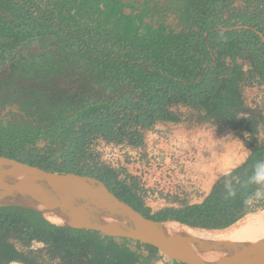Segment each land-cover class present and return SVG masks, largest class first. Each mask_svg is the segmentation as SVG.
Masks as SVG:
<instances>
[{
	"label": "trees",
	"instance_id": "1",
	"mask_svg": "<svg viewBox=\"0 0 264 264\" xmlns=\"http://www.w3.org/2000/svg\"><path fill=\"white\" fill-rule=\"evenodd\" d=\"M226 2L169 0L168 10L175 14L180 30L171 28L166 32L159 25L147 32L138 16L134 20L118 17L111 22L109 18L101 19L102 12L92 8L83 11L77 7L71 13L70 0H56L51 10L46 3L33 10V0H0V39L11 47L30 42H40L42 46L38 52L19 55L20 69L10 71L9 76L33 78L36 83L29 87L33 94L61 102L63 110L76 108L74 117L52 133V145L40 149L35 146L37 130L0 123V156L8 154L6 157L59 174L74 172L96 177L119 200L151 220L222 229L253 212L247 211L246 205L255 190L257 167L264 154V144L257 140L263 119L256 114L241 115L239 110L244 107L243 86L253 85L255 79L261 82L264 43L257 33L264 37V31L251 24L221 20ZM235 26L249 29L223 30ZM8 54L0 50V66ZM239 55L249 56L251 69L247 72L234 61ZM225 58L231 60V65ZM70 75L75 78V89L62 94L63 88L56 85H68ZM76 90H80L78 97ZM175 104L203 111L221 129L246 133L245 146L251 153L245 164L254 169H235L232 174L237 179L228 185L217 183L199 205L153 218L111 171L87 169L81 160L91 136L102 135L109 141L127 139L137 144L136 128L169 121V108ZM7 238L24 247L42 243L49 259L58 264L137 262V256L128 248L107 242L110 237L58 226L41 213L22 207L0 208V264H8L15 256ZM145 247L152 257L159 253Z\"/></svg>",
	"mask_w": 264,
	"mask_h": 264
},
{
	"label": "water",
	"instance_id": "2",
	"mask_svg": "<svg viewBox=\"0 0 264 264\" xmlns=\"http://www.w3.org/2000/svg\"><path fill=\"white\" fill-rule=\"evenodd\" d=\"M238 29L249 27L223 30ZM257 34L264 43L262 34ZM3 207L31 209L44 218L45 215L56 218L60 226L136 241L183 264H264V238L253 244L209 242L169 228L168 221L144 217L96 177L74 172L59 174L0 156V208ZM233 247L240 249L227 251Z\"/></svg>",
	"mask_w": 264,
	"mask_h": 264
},
{
	"label": "rangeland",
	"instance_id": "3",
	"mask_svg": "<svg viewBox=\"0 0 264 264\" xmlns=\"http://www.w3.org/2000/svg\"><path fill=\"white\" fill-rule=\"evenodd\" d=\"M33 10H36L39 5L48 4L49 10L54 8V2L56 0H33ZM70 7H72L73 11L71 13H75L77 7H81L82 10L88 11L86 8L96 9L98 12H102L101 19L109 18L111 22L114 19L121 17L124 20V14L120 13L125 11L138 14L137 16L142 19H147L148 23H152L153 20L157 16L156 13H161L162 19L164 21L169 17L167 15L169 11L168 9V1L169 0H147V5L145 6L146 10L144 9L143 13H136L139 11L140 6L138 3V7L134 5H125L124 0L120 2V0H70ZM43 3V4H42ZM128 8V9H127ZM130 9V10H129ZM84 11V10H83ZM82 12V11H81ZM173 12V11H172ZM127 15V14H126ZM131 18L135 16L127 15ZM174 17V16H172ZM170 18V17H169ZM168 18V19H169ZM221 20L230 21V22H238V25H249L251 24L252 27L255 29H262L264 31V0H227L224 8L222 10ZM215 25V24H213ZM218 25V23H216ZM219 28H222L218 25ZM264 35V34H263ZM71 38V37H69ZM42 49L40 46V42H30L27 46L20 44L15 47H11L9 44L5 43L3 39H0V50H7L8 57L4 60L2 66H0V123L8 124L15 128H33L38 131L35 134L36 143L35 146L39 149L44 145L51 146L52 145V133L58 130V127L61 124L68 122L71 117H74L76 113L75 110L68 107L63 110V105L61 102L57 101L54 102L53 98L44 99L43 95H36L33 94V91L29 90V87L36 83L35 79L33 78H25L22 75L19 77L12 76L10 71H19L20 66L18 62V57L22 53L25 52H38ZM50 51L53 52V48L49 47ZM234 61L241 66V69H246L249 63V56L247 55H240L238 58H234ZM231 65V62H227ZM259 73L261 79L258 82L255 79L254 84L251 86H243V88H250V87H257L263 86L264 87V70H260ZM263 76V77H262ZM68 85H64L59 82L56 86L62 87L63 92H71L74 88L76 83L75 78L73 76H68L66 79V83ZM261 83V84H260ZM42 90L46 91L47 93H51L50 89H45L44 87L41 88ZM95 90V89H94ZM80 90L74 91L75 97H78V93ZM250 94H246L245 98L247 100L246 108L249 109L250 113H257L263 120H264V88L258 90L259 97L252 96ZM95 93H92L91 97H93ZM60 95V94H59ZM135 103L138 100L134 99ZM191 117L195 118H202L204 117L203 111H195L191 112ZM231 136H235L240 140H243L244 143L248 140V135L246 133L235 132L230 134ZM257 140L259 144H264V121L261 125H259V130L257 133ZM18 146V145H17ZM0 147H3L0 144ZM8 147V146H7ZM237 147L242 148L233 143H228L226 146V150L223 151L220 149L215 152L218 156L216 163L224 164L225 161L228 160L227 155L230 150H234ZM243 149V148H242ZM25 150H29L28 147ZM249 150V149H248ZM62 151V149H60ZM244 152V150H243ZM244 154V153H243ZM8 154H6L7 156ZM5 156V157H6ZM15 156V155H13ZM9 158V157H8ZM227 158V159H226ZM226 159V160H225ZM225 160V161H224ZM216 165V164H215ZM221 167V166H220ZM224 167V166H223ZM219 168L220 169H223ZM231 169V168H230ZM229 170V169H228ZM227 171V170H224ZM184 202V201H183ZM184 205V204H183ZM261 212L264 210H260ZM258 211V212H260ZM257 212V211H254ZM252 212V213H254ZM163 215L154 216L153 218H162ZM6 243L11 245L15 251V256L8 261V264H58L57 260H50L45 252V246L39 245L37 242H32L27 247H24L19 241L7 238ZM128 243V242H127ZM135 245L137 247H145L143 244L139 242ZM146 250L145 248H143ZM135 253V252H133ZM136 255V253H135ZM137 256V255H136ZM168 261L169 259L165 257ZM143 264H155L153 259L142 260ZM139 263L138 256L137 262L134 264ZM178 263V262H177Z\"/></svg>",
	"mask_w": 264,
	"mask_h": 264
},
{
	"label": "built area",
	"instance_id": "4",
	"mask_svg": "<svg viewBox=\"0 0 264 264\" xmlns=\"http://www.w3.org/2000/svg\"><path fill=\"white\" fill-rule=\"evenodd\" d=\"M136 129L137 144L127 139L109 141L102 135L91 136L81 164L91 170L111 171L116 181L127 186L145 207L180 203L186 188L193 185V151L185 148L172 131ZM247 209L264 210V169L259 172Z\"/></svg>",
	"mask_w": 264,
	"mask_h": 264
},
{
	"label": "crops",
	"instance_id": "5",
	"mask_svg": "<svg viewBox=\"0 0 264 264\" xmlns=\"http://www.w3.org/2000/svg\"><path fill=\"white\" fill-rule=\"evenodd\" d=\"M120 2L123 1L120 0ZM124 2L123 3L125 5H131V6L134 5L135 7H138V3H139L141 9H139V11L136 13H140V14L144 12V9L146 8L145 6L147 5V0H124ZM125 9L126 8H124L123 12L120 13V16H122L121 14H124V20L127 17L131 18L130 16H127L128 14L135 16V18L137 17L138 14L135 15V13H131V12L127 13ZM167 11H169V13L167 14L170 17V18L168 17L169 19L167 18L164 21V19H162L161 17L162 14L156 13L155 15L160 16V18L156 17L153 20V22L150 24L147 22L148 21L147 19H142L140 16V19L143 23L142 26L143 30L147 31L149 30V28L156 29L158 28L159 25H162L165 28L166 32L168 29L171 28H173L175 32L179 31L180 27H178L177 25L178 21L175 17V14L171 10L167 9ZM135 18L132 17L131 19L134 20ZM234 58H238V56H235ZM225 61L231 62L229 58H225ZM250 69H251L250 64H248L246 69L243 70L247 72ZM262 87L263 86L242 88L241 95L243 97L244 107L239 110L241 115L248 116L251 114L249 109L246 108V104H247V100L245 98L246 94L247 93L250 94L249 92L252 91L251 93L252 96L255 95L259 97L260 95L258 94V90L261 89ZM192 111L193 109L188 108L182 104H175L169 108V116H170L169 121H157L151 127L139 128V130L154 128V129H164V130L172 131L173 133H175L176 137L180 139L184 147L190 151H193L194 154L193 185L191 187L188 186L186 188V190L183 193L182 201H180V203L178 204L175 203L162 207H155V206L145 207L142 205L144 208L148 210L150 216H160L165 212L179 211L189 206L199 205L210 194L213 186H215L217 183L222 182L228 185L231 182H234L237 179V176H234L232 174V172L235 169L244 168L245 172H249L254 169V166L247 167L245 164L251 152L246 148L244 141L240 140L235 136L230 135L232 133H235V131L219 128V125L214 121L212 117H206V116L202 118L191 117ZM230 142L238 146H241L243 148L244 150L243 159L239 164L237 163L231 169L227 171H222V169L219 170V168H222L224 164L222 165L216 163L218 156L215 154V152H217L218 149H220V151L221 150L225 151L227 144ZM227 157L229 158V153ZM230 160L231 162H236L237 158L233 156L230 157ZM229 162H230L229 159L226 160L225 166H227ZM257 168H258L257 174L259 179V172L264 169V154ZM247 211L249 210L247 209ZM106 240L107 242H113L118 246L126 247L131 252H135L136 255L138 256V261H139V263L137 264H143L142 260H147L150 258L155 260L154 261L155 264H175L171 260L167 261L165 257L159 253L155 254L154 257H152L146 247H141V246L137 247L135 245L136 241L122 239V238H112V239L108 238ZM38 244L42 245V243H38ZM143 248H145L146 250H144Z\"/></svg>",
	"mask_w": 264,
	"mask_h": 264
},
{
	"label": "bare ground",
	"instance_id": "6",
	"mask_svg": "<svg viewBox=\"0 0 264 264\" xmlns=\"http://www.w3.org/2000/svg\"><path fill=\"white\" fill-rule=\"evenodd\" d=\"M243 149L238 147L229 151V163L224 165L222 171L228 170L239 164L243 159ZM237 158L236 162H231L230 157ZM226 158V159H227ZM225 159V160H226ZM224 160V161H225ZM223 165V163H222ZM45 218L53 224L61 225V223L54 217L45 215ZM166 225L175 230L189 233L195 237L202 238L209 242H247L257 243L264 238V211L248 213L241 219L235 222L233 225L222 229H206L199 227L188 226L176 221H168ZM239 247H233L227 249L228 252L236 251Z\"/></svg>",
	"mask_w": 264,
	"mask_h": 264
}]
</instances>
